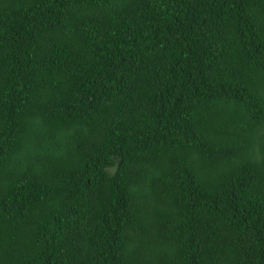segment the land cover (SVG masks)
I'll list each match as a JSON object with an SVG mask.
<instances>
[{"label":"trees","instance_id":"obj_1","mask_svg":"<svg viewBox=\"0 0 264 264\" xmlns=\"http://www.w3.org/2000/svg\"><path fill=\"white\" fill-rule=\"evenodd\" d=\"M0 264H264V0H0Z\"/></svg>","mask_w":264,"mask_h":264}]
</instances>
